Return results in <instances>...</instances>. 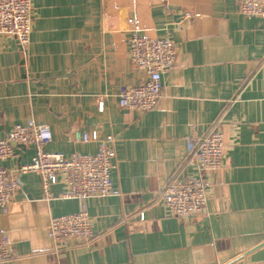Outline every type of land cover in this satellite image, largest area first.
<instances>
[{"label": "crops", "instance_id": "0c3cea01", "mask_svg": "<svg viewBox=\"0 0 264 264\" xmlns=\"http://www.w3.org/2000/svg\"><path fill=\"white\" fill-rule=\"evenodd\" d=\"M239 0H32L34 22L25 50L0 34V137L31 118L51 126L45 150L96 152L77 133L113 134L118 195L90 197L94 239L64 248L48 236L51 216L77 211L46 196L40 175L17 171L33 144H18L3 164L19 187L0 208V237L12 256L0 264H264V16L239 11ZM178 46L157 105L144 112L119 105L121 85L146 73L132 67L131 28ZM100 101L104 107L100 108ZM222 117L225 153L210 173L205 209L169 213L162 188L188 165L189 139ZM59 249H56V247Z\"/></svg>", "mask_w": 264, "mask_h": 264}, {"label": "built area", "instance_id": "2783aa9c", "mask_svg": "<svg viewBox=\"0 0 264 264\" xmlns=\"http://www.w3.org/2000/svg\"><path fill=\"white\" fill-rule=\"evenodd\" d=\"M238 8L248 16H264V0H239ZM33 22L32 0H0V34L16 38L23 50L30 42ZM128 42L132 67L144 71L146 78L139 84L121 85L119 105L128 110L148 111L157 105L162 95L164 75L175 64L178 46L170 37L150 38L139 34L135 27L131 28ZM103 107V101H100V108ZM221 121L222 117H219L205 133L190 136L189 153L180 170L192 165L195 173L182 178L178 171L162 188L160 200L171 215L190 217L205 209L211 186L210 173L222 166L225 153ZM52 138L51 126L33 118L15 124L4 137H0V208L4 212L9 210L19 187L17 172L6 167L3 161L14 155L18 144H33L35 154L32 160L21 164L17 171L38 173L47 197L51 196L52 184L62 183L64 188L59 196L76 198L80 204L77 211L51 216L48 236L54 243L62 241L64 248L91 244L95 232L88 199L121 194L111 175L116 165L115 137L113 134L99 137L97 131L78 132V139L98 141V150L70 155L45 150V144ZM11 256L9 238L0 237V262Z\"/></svg>", "mask_w": 264, "mask_h": 264}, {"label": "water", "instance_id": "95a60500", "mask_svg": "<svg viewBox=\"0 0 264 264\" xmlns=\"http://www.w3.org/2000/svg\"><path fill=\"white\" fill-rule=\"evenodd\" d=\"M18 179V178H17Z\"/></svg>", "mask_w": 264, "mask_h": 264}]
</instances>
